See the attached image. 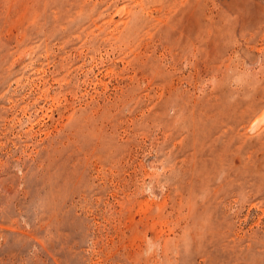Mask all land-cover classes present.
Returning a JSON list of instances; mask_svg holds the SVG:
<instances>
[{"label": "rangeland", "instance_id": "rangeland-1", "mask_svg": "<svg viewBox=\"0 0 264 264\" xmlns=\"http://www.w3.org/2000/svg\"><path fill=\"white\" fill-rule=\"evenodd\" d=\"M0 264H264V0H0Z\"/></svg>", "mask_w": 264, "mask_h": 264}]
</instances>
